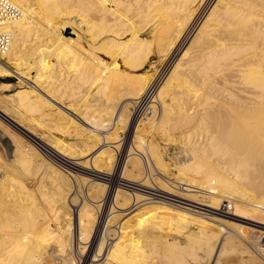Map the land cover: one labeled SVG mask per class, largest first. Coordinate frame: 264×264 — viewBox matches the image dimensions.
Masks as SVG:
<instances>
[{"label": "bare ground", "instance_id": "6f19581e", "mask_svg": "<svg viewBox=\"0 0 264 264\" xmlns=\"http://www.w3.org/2000/svg\"><path fill=\"white\" fill-rule=\"evenodd\" d=\"M12 1L23 15L8 21L13 40L0 76L15 75L18 88L0 95V116L72 171L11 135L14 159L0 150V264H264V244L242 239L264 230V0ZM156 55L170 59L160 80L155 61L141 72ZM11 87L1 82L0 91ZM134 123L128 153L117 154ZM35 126L75 141L40 137ZM158 138L177 149L176 163ZM130 201L154 202L155 215L171 218L121 216L116 202ZM167 201L192 213L200 212L189 202L242 213L255 228L237 226L235 253L232 234L221 240L207 226L185 241L151 239L150 229L188 228L181 218L192 214L177 215ZM204 222L220 229L224 220Z\"/></svg>", "mask_w": 264, "mask_h": 264}, {"label": "rangeland", "instance_id": "374dc122", "mask_svg": "<svg viewBox=\"0 0 264 264\" xmlns=\"http://www.w3.org/2000/svg\"><path fill=\"white\" fill-rule=\"evenodd\" d=\"M69 31V32H68ZM72 31V29L70 28V29H67V31H66V34H68V35H70L69 33ZM75 35V34H74ZM84 44L86 45V47L87 48H89V46L87 45V42H86V40L84 39ZM105 59H108L109 60V58H106L105 57ZM165 60H167V61H165ZM165 60H159V57L156 55V57H154V58H152L146 65H145V69L143 68L142 70H141V72H144L145 70H147V68L149 69V67H151V65H152V63L155 61V64L157 65V67H158V73H157V78H159V80L160 79H163V78H165V75L167 74L165 71L167 70V64L169 63L168 61L170 60V59H165ZM160 63V64H159ZM162 63V64H161ZM119 64L120 65H122V62L121 61H119ZM35 66H36V60H34V61H32L31 63H30V65H29V68L27 69V74H29V73H32V71H33V73H34V70H35ZM165 68V69H164ZM31 71V72H30ZM134 72V71H133ZM162 72V73H161ZM165 73V74H164ZM163 76V77H162ZM1 82H6V83H11V84H14V87H11V89H10V91H5V92H1L0 91V95L2 96V95H4V94H10V93H12L15 89H17L18 87H17V83H18V78L15 76V75H12V74H8V75H2V76H0V84H1ZM139 106H140V104H139ZM142 107V106H141ZM132 110L134 111V109L132 108ZM0 120H2L3 121V125H4V128H3V125L1 126L0 125V150H1V153L3 154L4 153V155L8 158V160L9 161H12L13 159H14V156H13V153H14V146H13V140L14 139H16V137L17 136H19V137H21V139L23 140V142H24V144L26 145V148H28V146H31V148L33 149V147H35L36 148V150L37 151H39L42 155L44 154L45 155V157H46V159L47 160H51V162H53L54 164H56V165H58V167H60L61 169H63V170H65V172H67L68 170H70L69 172H71L72 171V169L70 168V167H67V165L66 164H64V163H61L60 161H58V160H55V158L54 157H52L50 154H48V152L44 149V148H42L38 143H40L41 145H45V144H43L42 142H40V141H38L37 139H35V138H30V137H27V135H25L24 133H22L21 131H19V130H17V128L16 127H14V126H12V124H10L8 121H6V120H4L3 118H1V116H0ZM2 121H0V124H1V122ZM136 123V122H135ZM133 124L130 128L129 127H126L125 128V131L126 132H124V134H123V136L122 137H119L120 139H122V141H121V143L125 140V142H127V147H126V149L125 150H121V149H119L118 150V153L117 154H119L120 152H122L123 153V151H125V155H126V153H128V148H129V145L131 144L132 145V140H133V138L132 137H135V130L134 129H136L135 128V125L136 124H138V123H136V124ZM9 124V125H8ZM5 125L7 126V127H5ZM113 125V124H112ZM112 125H110L109 127H108V129H114L115 128V126L113 127ZM97 128H99V126H101V124L99 125V124H97V125H95ZM36 128H37V131L40 133L38 136H40L41 137V135L42 134H50L51 136H56V137H60V138H64V139H66V142H72V140L73 141H75L74 139H71L72 137H67V135L66 136H64L65 134H61V133H59L58 131H56L55 129H50V128H43V127H39V126H35ZM102 127V126H101ZM133 127V128H132ZM8 128H9V131H7L8 130ZM11 128V129H10ZM132 129V130H131ZM5 130H6V133H5ZM11 130H13V131H15V133L17 134V135H15V133H10V131ZM48 130H50V131H48ZM55 130V131H54ZM4 131V132H3ZM13 131H11V132H13ZM44 131V132H43ZM130 131V132H129ZM8 132H9V134L10 135H8ZM54 132V133H53ZM105 132V131H104ZM132 132H133V135H132ZM14 134V135H13ZM16 136L15 138L14 137H12V136ZM58 135V136H57ZM60 135V136H59ZM124 137V138H123ZM2 138V139H1ZM11 138V139H10ZM12 138H14V139H12ZM127 138V139H126ZM71 139V140H70ZM129 139V140H128ZM160 138H158V140H159ZM34 140V141H33ZM44 140H46L45 138H44ZM47 141V140H46ZM159 142H160V144H161V146L162 147H164L165 146V148H167V158L169 159L170 157H171V155H176L177 153H175L176 151H177V149H176V151H175V148L173 147L174 145H165L164 144V142H163V140L161 139V140H159ZM73 143V142H72ZM130 143V144H129ZM36 145V146H35ZM45 147H47V146H45ZM35 148L33 149V150H35ZM48 148V147H47ZM120 148V147H119ZM48 149H50V148H48ZM35 150V151H36ZM3 151V152H2ZM42 151V152H41ZM12 152V153H11ZM10 153V154H9ZM172 153H174V154H172ZM170 154V155H169ZM44 155H43V157H44ZM125 155H123V157L125 156ZM117 156L118 155H116V159H117ZM131 156H133V155H131ZM169 156V157H168ZM181 157L182 156H180L179 158L181 159ZM50 158H52V159H50ZM55 162H54V161ZM170 160V159H169ZM178 160V159H177ZM176 160L175 159H173V160H170V164H173V163H176L175 162ZM173 162V163H172ZM65 168V169H64ZM70 168V169H69ZM32 171H35V170H32ZM79 173H81V174H83V175H86V176H89V177H92V178H95V179H100L101 177L100 176H98L97 174H94V173H90V172H84V171H78ZM21 173V172H20ZM23 174V173H22ZM73 174H76L75 172L73 173ZM26 175V174H25ZM25 175H23V176H25ZM29 175V177H30V174H28ZM31 175H33L34 176V174L32 173ZM32 177V176H31ZM30 177V179H32ZM153 177H155L154 176V174H153ZM25 179H27V178H25ZM29 180V179H28ZM135 187V186H134ZM97 188L99 189V191L100 192H102V194H105L106 193V190L108 189L106 186H104V185H98L97 186ZM136 188V190H144V188H142V187H135ZM160 189H162V190H164V191H169V190H167L166 188H161V187H159ZM247 188V187H246ZM250 188V189H249ZM75 191L77 190V189H74ZM147 190V192H149L150 190H148V189H146L145 188V191ZM248 190L250 191H252L253 189L251 188V187H248ZM255 190V189H254ZM250 191V192H251ZM113 191L110 189V191H109V195H111L112 194V196L113 197H117V195H118V193H112ZM152 193V192H151ZM114 194V195H113ZM166 196V195H165ZM166 198H168V197H166ZM169 198H171V199H175V198H173V197H169ZM178 199V198H177ZM198 201V200H197ZM149 202V201H148ZM148 202H145V203H142V202H135V201H130V202H128L127 204L125 203L124 205L121 203V202H116V208H117V210H118V212L119 213H122L121 211H123V215L121 214V216H129L130 214H133L132 212H134V211H136V212H138V213H136V214H138V216H141L142 214H143V217L147 220V221H149V222H154V221H156L157 222V224H159L160 222H162L163 220H166V223H168L169 222V220H170V218L171 217H167V216H165L164 215V217H163V215H161V214H159L158 216L157 215H155V213H156V207H155V204L156 203H154V202H150V205H151V207H150V205L148 204ZM160 202H162V203H164L163 201H160ZM201 202V201H200ZM135 203V204H134ZM167 205H172L171 207L170 206H168V207H170L171 209H173V208H175L177 205H180V203H174L173 201H167V202H165ZM169 203V204H168ZM186 203V202H185ZM202 203V202H201ZM207 203V202H206ZM230 203V200L228 199V198H225L224 199V201H223V204H224V206H226V205H228ZM147 204L149 205V207L147 206ZM154 204V205H153ZM177 204V205H176ZM188 204V203H187ZM127 205V206H126ZM135 205V206H134ZM147 206V207H145V206ZM189 206H191V208L192 209H194V210H196V211H198V212H200V213H197V212H189L188 210H185L184 208V210L185 211H183V210H181L182 208L181 207H179V206H177L175 209H173V210H176L177 208H179L180 209V211L179 210H176L177 211V215H179L180 213L179 212H182L180 215H184L185 214V212L187 211V212H189L190 214H192V215H190V216H188L187 215V217H186V215H185V218L187 219H185V218H183L184 216H182V218L181 219H183L182 221H183V224L184 225H186V226H188V228H185L186 230H183V231H181V229H180V233L179 234H177L176 232H174L173 230H168L169 228H167V229H165L164 230V228L162 229L161 228V230L158 228H155V229H150L149 231L151 232V234L152 235H154V237L153 238H151V239H159V240H161V237H162V239L163 238H168V239H172V238H174L176 235H178L179 236V238L182 240V241H185L186 240V233H191L190 235H192V236H200V235H198V234H201L203 231H205L204 229L206 228V226H207V232H212L214 229V232H216L215 233V235L216 234H219L218 236H219V238L221 239V240H223V238L224 237H226V236H228V235H231L232 234V236H234V237H232V238H228V241H227V246H228V249H229V251L230 252H232V253H235V252H239V244H238V241H239V238H242L243 236H241L242 235V233L237 229V226H249V227H252V228H255V226H252V225H250V224H248L247 222H246V219H244V217H242L243 215H242V213L240 214L238 211L236 212L237 214H240V215H229V214H226V215H221V216H219V214H217V212L215 211V209H212V208H210V207H207V206H205V205H202V204H197V203H192V202H189V204H188ZM187 205V206H188ZM153 206L155 207V209L153 208ZM184 206V205H183ZM76 208V207H75ZM142 208V209H141ZM144 208V209H143ZM130 209V210H129ZM152 209V210H151ZM106 210V212H104V214H102V215H104L103 216V218H104V220L106 219V218H108L107 216V214H108V207L105 209ZM145 210V211H144ZM152 211H154L155 213H153ZM179 211V212H178ZM149 212V213H148ZM106 213V214H105ZM179 213V214H178ZM152 215V216H150V215ZM195 214V215H194ZM198 216H197V215ZM201 214V216H199ZM166 215H169V214H166ZM173 216H174V214H172ZM172 215H170V216H172ZM176 215V213H175V216H177ZM200 217V219H202V220H199L198 218H196L195 219V217ZM210 215L211 216H218V217H221V218H223V220H224V222H217V224H218V226L220 225V229L218 228H216V227H211V226H208V225H206L205 224V222L203 223V220H205V219H207V217L209 218L210 217ZM159 216H161V218L159 217ZM173 216H172V218H173ZM174 216V217H175ZM205 216V217H204ZM254 216H256V217H259L260 215H254ZM152 217V218H151ZM154 217V218H153ZM162 217H163V219H162ZM167 217V218H166ZM189 217H192V220L194 219L195 221H192L191 219H189ZM194 217V218H193ZM201 217H203V218H201ZM150 218V219H149ZM155 218H158V219H161L160 220V222L159 221H157L158 219H155ZM103 220V224L101 225V227L102 228H100V230H102V229H106V227H104L105 225V223L104 222H107L106 220L104 221ZM181 221V222H182ZM189 221V222H188ZM198 221H200V222H198ZM185 222V223H184ZM191 223H192V225H191ZM198 223H200V224H202L201 226H197V224ZM181 225V226H184V225ZM203 225H205V226H203ZM166 226H169L168 224H166ZM195 226V227H194ZM203 226V227H202ZM104 227V228H103ZM193 227H194V229H193ZM203 229H201V228ZM182 228V227H181ZM194 230L193 232H191L192 230ZM199 228H200V230H202V231H200L199 230ZM211 228V229H210ZM190 229V230H189ZM198 229V230H197ZM236 229H237V231H236ZM256 229H258V228H256ZM104 230H102L101 232H103ZM208 230H210V231H208ZM158 231V232H157ZM190 231V232H189ZM200 231V232H199ZM219 231V233H217ZM173 232V233H172ZM195 232V233H194ZM198 232V233H197ZM214 232H212V234L214 233ZM263 232V234L261 233V232H258L257 230H254L252 233H251V235L249 236L250 238H248L247 236H244V237H246V238H242L246 243H263L264 244V240H263V238H260V235L262 234V235H264V230L262 231ZM167 233V234H166ZM183 233V234H182ZM185 233V234H184ZM194 233V234H193ZM172 234V235H171ZM175 234V235H174ZM202 235V234H201ZM157 236H158V238H157ZM249 239V240H248ZM261 240V241H260ZM250 241V242H249ZM150 248V247H149Z\"/></svg>", "mask_w": 264, "mask_h": 264}, {"label": "built area", "instance_id": "2783aa9c", "mask_svg": "<svg viewBox=\"0 0 264 264\" xmlns=\"http://www.w3.org/2000/svg\"><path fill=\"white\" fill-rule=\"evenodd\" d=\"M22 15V8L12 0H0V54H4L10 49L13 40L12 32L7 28L8 21L19 19ZM38 144L56 160L68 166L64 160L57 157L50 149L40 143Z\"/></svg>", "mask_w": 264, "mask_h": 264}]
</instances>
